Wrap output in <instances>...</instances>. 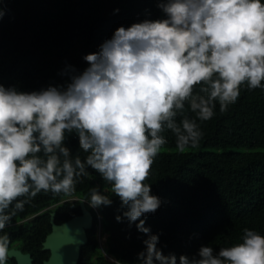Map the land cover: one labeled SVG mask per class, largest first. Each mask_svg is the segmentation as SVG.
Returning a JSON list of instances; mask_svg holds the SVG:
<instances>
[{
  "label": "clouds",
  "instance_id": "clouds-1",
  "mask_svg": "<svg viewBox=\"0 0 264 264\" xmlns=\"http://www.w3.org/2000/svg\"><path fill=\"white\" fill-rule=\"evenodd\" d=\"M164 13L117 26L82 70L66 65L62 84L22 91L0 84V264L10 252L3 230L41 190L68 193L95 169L147 234L138 264H264V234L244 228L241 242L192 256L157 246L143 214L161 204L143 181L166 143L183 151L202 136L200 122L237 101L240 87H264V0H157ZM118 11V9H115ZM3 12L0 11V16ZM75 133L79 149L66 145ZM22 199H18L21 198ZM91 207L112 203L92 186ZM116 220H121L120 214Z\"/></svg>",
  "mask_w": 264,
  "mask_h": 264
},
{
  "label": "trees",
  "instance_id": "trees-1",
  "mask_svg": "<svg viewBox=\"0 0 264 264\" xmlns=\"http://www.w3.org/2000/svg\"><path fill=\"white\" fill-rule=\"evenodd\" d=\"M156 4L157 0H0V84L31 91L64 83L61 73L66 65L86 67L83 55L97 51L117 26L162 17ZM200 127L199 143L183 151L170 131L161 133L166 143L143 181L161 204L138 220L144 219L158 234L157 246L165 255L174 253L177 258L192 256L201 244L218 249L241 242L244 228L264 234V87L249 89L245 82L237 101L224 112L217 104L215 115ZM65 143L74 155H86L74 132H66ZM88 173L68 193L41 190L31 197L12 218L16 225L10 241L40 252L52 212L55 222L80 214L81 198L96 186L112 203L91 207L84 201L91 229L80 262L138 264L147 234L123 217L125 209L110 183L95 169ZM73 196L78 199L67 200ZM117 214L122 216L119 221ZM99 227L107 234L104 251Z\"/></svg>",
  "mask_w": 264,
  "mask_h": 264
},
{
  "label": "water",
  "instance_id": "water-1",
  "mask_svg": "<svg viewBox=\"0 0 264 264\" xmlns=\"http://www.w3.org/2000/svg\"><path fill=\"white\" fill-rule=\"evenodd\" d=\"M82 214L71 217L61 225L54 224V215L51 216L52 231L44 241V247L51 249V255L43 264H77L81 245L86 241V227L91 226V217L84 207V200L80 201ZM57 246H62L65 254L57 252ZM70 253V254H69ZM10 255H16L18 264H25L24 258L18 250H11Z\"/></svg>",
  "mask_w": 264,
  "mask_h": 264
},
{
  "label": "flooded vegetation",
  "instance_id": "flooded-vegetation-1",
  "mask_svg": "<svg viewBox=\"0 0 264 264\" xmlns=\"http://www.w3.org/2000/svg\"><path fill=\"white\" fill-rule=\"evenodd\" d=\"M80 214H82V212ZM52 215H55V213L52 212L51 216ZM76 215H79V214H76ZM76 215H73V216H76ZM30 218L31 217H29V219ZM70 218L71 217H69V218H67L65 220L59 221V222H55L54 221V224L55 225H61V224L65 223L67 220H69ZM29 219L27 218L26 220H29ZM14 225H16V223H12V225L10 227L5 228L3 231L10 234V230H11V228ZM90 229H91V226L90 227H86L84 229L85 236H86V241L80 247V253H79V257L77 259V264H82L80 262L81 261V258H80V256H81V249H82V246L84 244H86L87 241H88V233H89ZM51 231H52V222H51V229L46 233L45 238L41 242V246L38 247V249L40 250V252H38V253H35V254L32 253L31 251L28 250V248H30L29 246H24L22 243H20L18 241H10L9 248L11 250H18V251H20L22 255H27V257H25L23 259L24 262H25V264H43L45 261H47L49 259L50 255H51V249L44 247V241L46 240L47 235ZM62 250H63V247L62 246H57V252H59V255L60 254H65L64 252L63 253L61 252ZM6 264H18V259H17L16 255H10L9 254V257H8V259L6 261Z\"/></svg>",
  "mask_w": 264,
  "mask_h": 264
},
{
  "label": "rangeland",
  "instance_id": "rangeland-1",
  "mask_svg": "<svg viewBox=\"0 0 264 264\" xmlns=\"http://www.w3.org/2000/svg\"><path fill=\"white\" fill-rule=\"evenodd\" d=\"M85 197L86 196H84V197H82L81 199L82 200H84L85 202H87V200L85 199ZM76 199H78L77 197H68L67 198V200H76ZM88 203V202H87ZM89 204V203H88ZM29 219V218H28ZM106 235L107 234H105V233H102L101 232V230H100V227L97 229V237H98V240L100 241V243H101V246H100V248H101V250L102 251H104V247H105V238H106ZM105 254V256L107 257V258H109L110 259V257H109V255H107L106 253H104Z\"/></svg>",
  "mask_w": 264,
  "mask_h": 264
},
{
  "label": "built area",
  "instance_id": "built-area-1",
  "mask_svg": "<svg viewBox=\"0 0 264 264\" xmlns=\"http://www.w3.org/2000/svg\"><path fill=\"white\" fill-rule=\"evenodd\" d=\"M100 242V241H99ZM100 246H101V243H100Z\"/></svg>",
  "mask_w": 264,
  "mask_h": 264
}]
</instances>
